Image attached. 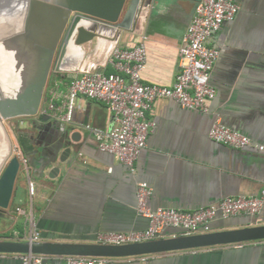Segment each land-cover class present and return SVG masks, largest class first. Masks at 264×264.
<instances>
[{
  "label": "crops",
  "instance_id": "crops-1",
  "mask_svg": "<svg viewBox=\"0 0 264 264\" xmlns=\"http://www.w3.org/2000/svg\"><path fill=\"white\" fill-rule=\"evenodd\" d=\"M236 1L239 10L234 19L224 22L207 41L219 50L210 73L215 88L210 110L203 113L184 108L170 98L155 100L146 113L154 126L133 173L112 154L100 151L94 136L84 128V120L104 129L114 125L102 101L76 99L72 120L65 127L69 132L79 131L80 140L53 178L48 177L49 168L42 172L40 167V145L48 139L43 140L32 128V118H15L13 154L24 156L29 163L26 169L20 168L15 182L9 214L13 221L24 219L23 212L15 211L19 207L34 216L41 240L94 242L101 232L147 226V219L136 211L138 181L152 187L148 203L153 208L188 211L226 196L257 195L264 180V149L262 153L252 147L234 149L208 136L211 124L218 119L264 148V0ZM196 2L145 1L130 31L108 30L81 44L80 56H73L69 48L61 70L48 78L45 100L50 92H56V103H60L70 79L83 70L115 72L107 62L111 49L133 45L143 37L146 60L142 81L171 85L178 48ZM256 224H264V206L255 215H218L210 225L217 231ZM173 233L178 231L166 229L165 236ZM148 258L150 264H264V240L157 253ZM135 261L136 256L107 258L105 264ZM0 264H21L20 254L0 253Z\"/></svg>",
  "mask_w": 264,
  "mask_h": 264
},
{
  "label": "built area",
  "instance_id": "built-area-1",
  "mask_svg": "<svg viewBox=\"0 0 264 264\" xmlns=\"http://www.w3.org/2000/svg\"><path fill=\"white\" fill-rule=\"evenodd\" d=\"M239 5L236 0H197L194 11L182 36L178 48L177 72L169 86L145 83L141 70L146 60L144 37L130 46H114L107 62L115 72L106 73L101 69L83 70L70 79L64 99L56 103V92H50L43 101L42 111L61 122L72 120L73 109L78 97L99 100L111 112L114 125L104 129L90 124L84 128L97 141L100 151L112 154L135 171V161L146 146L154 122L146 117L147 111L157 99L170 98L180 106L207 113L215 97V88L210 83V73L219 55V50L208 45L210 36L224 22L236 16ZM45 93V92H44ZM45 96V95H44ZM210 139L240 149L253 147L263 150L245 134L214 120L208 131ZM20 166L27 168V158L17 156ZM152 187L145 181L136 183V211L147 219L144 229L119 232L107 231L96 235L94 242L103 244H127L158 239L165 236L166 229H176L170 236L206 233L216 216L223 218L238 214L255 215L264 206V180L257 195L226 196L215 203L194 210H180L172 207H151L148 203ZM23 212L25 230L22 236L13 231L16 240H41L37 223L31 212ZM3 214H6L3 213ZM2 215V213H0ZM59 264H105L107 258L93 256H63ZM21 264H53L41 254H20ZM132 264H150L148 255L136 256Z\"/></svg>",
  "mask_w": 264,
  "mask_h": 264
},
{
  "label": "water",
  "instance_id": "water-1",
  "mask_svg": "<svg viewBox=\"0 0 264 264\" xmlns=\"http://www.w3.org/2000/svg\"><path fill=\"white\" fill-rule=\"evenodd\" d=\"M24 23L21 30L0 39V53L12 54L16 67L23 65L21 84L11 93L0 92V121L18 117H30L33 129L43 138L40 153L42 172L49 168L53 178L74 152L73 144L80 140L79 131H70L61 122L42 111L44 92L51 74L61 70L62 62L70 46L79 47L108 30L130 31L134 26L140 6L149 0H25ZM35 12L36 23L49 25L43 32L45 41H38L25 29L30 11ZM44 10V11H43ZM2 56V57H3ZM83 124H87L84 120ZM253 148V147H252ZM248 147L240 148L247 150ZM256 153L262 150L253 148ZM29 163V160H27ZM17 155H11L0 170V213L11 206L15 182L20 172ZM264 240V224L209 231L191 235L168 236L127 244H103L96 242L30 241L0 239V253H34L51 257L59 264L63 256H93L105 258L135 257L180 250L207 248Z\"/></svg>",
  "mask_w": 264,
  "mask_h": 264
},
{
  "label": "rangeland",
  "instance_id": "rangeland-1",
  "mask_svg": "<svg viewBox=\"0 0 264 264\" xmlns=\"http://www.w3.org/2000/svg\"><path fill=\"white\" fill-rule=\"evenodd\" d=\"M5 2L6 3L1 4V7H0V21L2 19L1 17H2L3 14L5 16H9L11 13H13V11H15V12L19 11L20 14H21L22 9L17 10V8L15 6L18 1L16 2V0H11L10 2H8V0H5ZM6 5H10V7H12L10 9V10H12L11 13L6 10V8H5ZM20 16L22 18V21H24V17H22V14ZM32 19L33 18H30L29 20H32ZM32 23H33V27L31 29H26L28 31V33H30V35H32V37L36 38L40 42L45 41V37L43 35V32L45 31V33H46L47 30L48 31L50 30L49 25H44V27H42L43 26L42 24L36 23L35 21L32 22ZM10 27H11V30L9 29ZM3 30L5 31V32L4 31L2 32L4 37H7V36L11 35L12 33H15L17 31H19L20 28H17V25H13V26H9V27L3 28ZM12 31H14V32H12ZM8 32H9V34H8ZM6 33H7V35H6ZM1 56H3V54L0 53V57ZM7 57L3 56V57L0 58V60H1L0 61V82H4V81L7 82V80H6V79H8L7 76L10 75V74L13 75L12 78H14L15 76H18L17 78L22 79V77L19 76L22 70H19V69H23V65H20V68L16 69V68H14V67H16L15 66L16 65V63H15L16 61L14 62L13 58L11 59L12 54L7 56ZM4 64H6V65H4ZM12 67L14 68V70H12L13 69ZM12 71H14L15 73L12 72ZM16 71H18L20 73L18 74V72H16ZM2 126H3L5 134L8 137L9 148L6 151L4 141L2 139H0V167H3L5 162H6V160L11 155H13L14 148H13L12 139H14V134H15L14 127L16 128V120H15V118L4 120L2 122ZM9 214H10V207L7 209L6 214H4L5 216L2 217V215H3L2 214L1 217H0V234L5 232V231L10 230L13 227V224H14L13 222L14 221H13V219L11 218V216Z\"/></svg>",
  "mask_w": 264,
  "mask_h": 264
},
{
  "label": "bare ground",
  "instance_id": "bare-ground-1",
  "mask_svg": "<svg viewBox=\"0 0 264 264\" xmlns=\"http://www.w3.org/2000/svg\"><path fill=\"white\" fill-rule=\"evenodd\" d=\"M11 0H8V2H10ZM18 1V2H17ZM16 8L17 10L19 9H22V17H24V13H25V8H26V1L25 0H16ZM6 3L5 0H0V7H1V4H4ZM6 10L9 11L10 13L12 12V10H10L12 7H10V5H6ZM39 9V5L36 6L35 8H33L31 11H30V18H33L32 20H29L27 22V25L25 26V29H31L33 27V23L35 20H34V16H35V12H37V10ZM44 11V10H43ZM19 11H13V13H11L9 16H5L4 14L2 15V19L0 21V39H2L4 37L3 35V28H6V27H9V26H13V25H17V28H20V30L22 29L23 27V23L24 21H22V18H21V15ZM40 24V23H39ZM11 30V27L9 28ZM8 31V30H7ZM5 32V31H4ZM14 32V31H12ZM9 34V32H8ZM7 35V33H6ZM70 53L73 55V56H80L82 54V51L79 47L77 46H70ZM10 55V54H9ZM2 57V56H1ZM0 57V58H1ZM8 58V57H7ZM12 59V57H11ZM3 60V59H2ZM1 61V60H0ZM6 61V60H5ZM9 61V60H8ZM15 62V61H14ZM7 63V62H6ZM6 65V64H4ZM2 66V65H1ZM13 68V67H12ZM2 69V68H1ZM8 69V68H7ZM14 70V68L12 69ZM19 70H22L21 73L18 72V74L20 73L19 76L22 77V73H23V69H19ZM14 72V71H12ZM15 73V72H14ZM17 75V74H16ZM12 74L8 75V79L7 82H0V92L1 93H11L12 92V89L14 88V86H19L21 84V79L20 78H17L18 76H15L14 78H12ZM5 77V76H4ZM16 84V85H15ZM0 139H2L4 141V144H5V148H6V151L8 150L9 148V141H8V137L7 135L5 134L4 132V129H3V126H2V122L0 121Z\"/></svg>",
  "mask_w": 264,
  "mask_h": 264
},
{
  "label": "trees",
  "instance_id": "trees-1",
  "mask_svg": "<svg viewBox=\"0 0 264 264\" xmlns=\"http://www.w3.org/2000/svg\"><path fill=\"white\" fill-rule=\"evenodd\" d=\"M14 230L17 231L18 236H22V234L24 233V230H25L24 219H20L18 221H15L13 224V227L10 230L5 231V232L0 234V238H9V239L14 238V234H13ZM48 261L50 263H53V264H55V262H56V260L51 258V257H48Z\"/></svg>",
  "mask_w": 264,
  "mask_h": 264
}]
</instances>
